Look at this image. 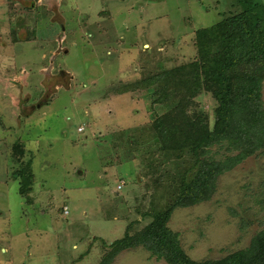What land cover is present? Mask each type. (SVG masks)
<instances>
[{"label": "rangeland", "instance_id": "374dc122", "mask_svg": "<svg viewBox=\"0 0 264 264\" xmlns=\"http://www.w3.org/2000/svg\"><path fill=\"white\" fill-rule=\"evenodd\" d=\"M208 5L214 6L211 13L205 11ZM40 6L45 18L34 25L36 38L28 42L10 33L16 21L7 29L0 24L9 32L0 30L2 38L16 40L12 52L0 46V115L6 123L0 121V138L6 135L0 140V264H171L144 245L117 249V240H128L167 210L166 226L193 261H219L249 248L264 231V147L221 174L209 200L170 207L181 183L178 171L193 169L190 157L183 156L185 164L174 156L171 164L162 153L150 163L151 171H135L137 158L124 151L122 133L194 108L177 99L166 109L144 89L119 90L145 77L140 63L147 57L156 62L167 56L169 65L181 64L186 57L178 47L185 40L190 48L198 28L239 13L242 5L237 0H51L48 8L55 14ZM64 28L65 42L52 61L55 35ZM41 45L50 58L43 57ZM3 59L12 61L10 72ZM44 66L48 73H42ZM256 68L264 103V64ZM195 105L203 113L199 122L213 127L212 94L200 95ZM23 112L30 117L20 120ZM19 136L22 159L9 149ZM125 137L131 140L132 132ZM193 141L194 136L186 142ZM166 163L170 192L162 178ZM28 165L31 174L25 177Z\"/></svg>", "mask_w": 264, "mask_h": 264}, {"label": "trees", "instance_id": "16d2710c", "mask_svg": "<svg viewBox=\"0 0 264 264\" xmlns=\"http://www.w3.org/2000/svg\"><path fill=\"white\" fill-rule=\"evenodd\" d=\"M253 1L237 0L242 5L239 13L223 14L213 25L198 28L193 46L185 47L189 45L185 40L184 45L178 47V52H183L186 57L181 64L169 65L167 56L156 62L147 57L144 63L139 61L142 62L140 74L145 77L119 89L122 93L144 89L153 98V103L166 109L171 108L177 99L189 102L190 108H194L193 113L183 112L182 116L171 113L157 118L150 126L139 125L122 133L124 151L129 157L137 158L135 171H144V174L151 171L150 163L153 161L154 165L162 153L167 155L171 164L174 156L182 158V162H185L183 156L190 157L188 164L193 169L178 171L177 181L181 180V183L173 194L170 207H187L209 200L221 174L264 147L262 78L257 75L256 68L260 63L264 64V4ZM213 9L212 5L205 7L209 13ZM204 93H211L217 102L213 127L205 120L199 122L203 113L195 110L197 97ZM129 108L131 110L130 106L126 109ZM0 121L4 125L2 115ZM130 131L131 140L125 137ZM193 136V144L189 145L187 142ZM13 141L12 148H9L13 156L23 158L25 146L21 136ZM188 148L191 149L186 152ZM30 166H26L23 176L31 174ZM163 171L162 178H165L166 190L170 192L167 163ZM173 182L177 183L176 177ZM26 189L22 183L21 193L29 190ZM115 192L118 195L119 190L116 188ZM170 213L171 210H167L154 215L150 224L134 232L128 240L127 237L117 240L120 242L117 249L144 245L159 259L165 258L171 264H264V231L249 248L222 260H191L180 246L178 234L166 226Z\"/></svg>", "mask_w": 264, "mask_h": 264}, {"label": "crops", "instance_id": "0c3cea01", "mask_svg": "<svg viewBox=\"0 0 264 264\" xmlns=\"http://www.w3.org/2000/svg\"><path fill=\"white\" fill-rule=\"evenodd\" d=\"M44 1H47V2L45 3ZM38 2H39V4H38ZM38 2H34L33 0H0V24L5 25L6 26L5 29H7V27H9V28L11 27V24H10L11 21H16V26H15L14 30H11L10 33H13L15 31L14 32V36L15 37L18 36V40L24 41V42H28V41L31 40V38H36V36H35L36 34L35 35H31V31L36 29L34 25H36L37 23H39V24L42 23L43 19L45 18L43 11L40 10V7H42L40 5L44 4V6L46 7V9H48V11L53 12L52 10H49L50 8H48L49 7V3L51 2V0L50 1L49 0H38ZM34 10L36 12H38V14H37L38 16L36 14H33ZM53 14H55V13L53 12ZM53 16H51V18H53L52 22L53 23L54 22H58V19L54 18ZM35 19H36V21H35ZM32 26H33V28H31ZM0 27L3 28V30L0 29L1 31L5 30L2 25H0ZM1 31H0V33H1ZM4 32L6 33L7 31H4ZM65 32L66 31H65V28H64L60 32V34L58 33V34L55 35L58 46H57V48H55L51 52V60L52 61L55 59V57L57 55L60 54V53H58V49H59V46H60L59 43L62 41V43H61L62 45L60 47H63V42H65V38L67 36ZM7 33H9V32H7ZM2 35L3 34H0V46H2V47H10L11 48V52H12L13 51V46H14L13 44H16V40H13L12 36H10L9 39H5L4 40V38H2L3 37ZM59 38L62 39V40H60ZM45 48H46L45 46L41 45V49L43 51V57L47 59V58H50V56L46 54L47 51L44 50ZM12 55H14V53ZM1 61H2V59H1ZM4 61H5L6 66L8 68H10L8 70L10 72L11 71V67L13 66L12 63H11L12 61L10 59H8L7 61L6 60H4ZM51 66H53V65H51ZM47 68L48 67L44 66L42 68V73H44V72L48 73L46 71ZM24 74H30V73H28V71L26 72V70H24L23 71V75ZM49 79L50 78H48V80ZM29 89L31 91V88H29ZM31 112H34V111H31ZM30 113L27 114L26 112H23L22 117L27 119L28 117H30ZM22 117L20 118V120L22 119ZM25 155L26 154H24L22 156L24 157ZM13 174H15V172H13ZM18 178H16V180H18ZM69 213H70V211H69ZM22 219H23V217H22ZM26 234H31V233H29L27 231ZM2 250H5V248H3Z\"/></svg>", "mask_w": 264, "mask_h": 264}, {"label": "clouds", "instance_id": "9594fccd", "mask_svg": "<svg viewBox=\"0 0 264 264\" xmlns=\"http://www.w3.org/2000/svg\"><path fill=\"white\" fill-rule=\"evenodd\" d=\"M83 129H84V127H83ZM83 129L81 131H83ZM65 211L68 212V207H67V209Z\"/></svg>", "mask_w": 264, "mask_h": 264}, {"label": "built area", "instance_id": "2783aa9c", "mask_svg": "<svg viewBox=\"0 0 264 264\" xmlns=\"http://www.w3.org/2000/svg\"><path fill=\"white\" fill-rule=\"evenodd\" d=\"M83 129V127L82 128H80V130H82Z\"/></svg>", "mask_w": 264, "mask_h": 264}, {"label": "flooded vegetation", "instance_id": "af4514ba", "mask_svg": "<svg viewBox=\"0 0 264 264\" xmlns=\"http://www.w3.org/2000/svg\"><path fill=\"white\" fill-rule=\"evenodd\" d=\"M32 106H34V104H32Z\"/></svg>", "mask_w": 264, "mask_h": 264}]
</instances>
